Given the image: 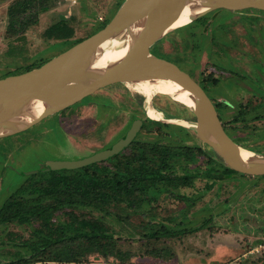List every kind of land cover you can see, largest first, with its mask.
<instances>
[{"label":"rangeland","instance_id":"rangeland-1","mask_svg":"<svg viewBox=\"0 0 264 264\" xmlns=\"http://www.w3.org/2000/svg\"><path fill=\"white\" fill-rule=\"evenodd\" d=\"M125 1L0 0V77L51 59L69 44L95 33ZM17 3L24 12L14 17L13 32H9L10 8ZM44 5L49 9L36 16V9ZM61 20L73 26L74 36L67 40L47 36L46 30ZM27 21L28 26L23 25ZM127 36L128 28L111 38L103 50L125 45ZM152 53L199 81L216 103L231 136L253 152V157L264 156L263 10L218 8L195 14L191 23L159 39ZM141 89L147 91L145 95L128 83L114 84L0 138L1 209L11 198H31L33 195L18 189L27 183H44L52 174L49 161L80 159L106 149L126 134L135 118L147 116L130 145L118 156L92 164L89 172L101 178H115L117 171L122 175L135 171L136 177L155 172L160 181L152 187L142 182L141 188L148 189L136 204L131 203L129 192H120L118 187L109 198L108 210L78 205L59 209L48 220L68 232L76 227L70 211L80 219L97 222L115 241L116 251L127 258L94 252L84 254L78 262L51 261L49 252L35 254L49 229L39 220H30L0 223V264H21V259L31 264H218L209 259L210 245H224L219 256L226 259L238 256L231 245L239 240L248 243V249L264 242L251 238L262 228L250 223L264 217V176L209 177L210 168L224 169L226 164L197 135L199 110L163 93L150 100L146 95L151 87L142 85ZM151 108L159 113L158 120L148 116ZM61 173L73 176L84 174V169ZM169 178L171 184L166 182ZM78 184L83 187L86 182ZM166 231L170 234H164ZM155 232L161 236L156 237ZM211 237L216 240H209ZM241 257L239 253L230 264H243ZM245 259L244 264H264V253Z\"/></svg>","mask_w":264,"mask_h":264},{"label":"water","instance_id":"water-1","mask_svg":"<svg viewBox=\"0 0 264 264\" xmlns=\"http://www.w3.org/2000/svg\"><path fill=\"white\" fill-rule=\"evenodd\" d=\"M187 2L188 0H126L112 19L95 33L38 67L0 77V101L20 102L33 97L44 102L45 109L41 115L23 129L25 130L114 84L153 77L170 79L201 102L196 107L199 110L196 114V133L215 150L226 166L239 174L264 176V162L250 163L244 158L243 147L224 127L218 107L207 89L177 64L152 53L154 44L178 20ZM206 4L208 8L203 14L218 8L264 11V0H207ZM145 18L150 19L149 24L124 59L109 66L94 79L82 81L84 66L91 56L120 31ZM145 118L136 119L128 132L110 147L80 159L49 161L48 168L76 169L117 155L133 141ZM205 131H209L213 139L206 136Z\"/></svg>","mask_w":264,"mask_h":264},{"label":"trees","instance_id":"trees-1","mask_svg":"<svg viewBox=\"0 0 264 264\" xmlns=\"http://www.w3.org/2000/svg\"><path fill=\"white\" fill-rule=\"evenodd\" d=\"M18 3L10 8L9 13L11 21L9 19V32H13L15 26L14 17L24 12L22 8L18 10V7H20ZM48 9L46 5L40 7V9H36V16ZM23 25L28 26V21L23 22ZM74 33L75 30L73 26L65 20L52 24L46 30L47 36L64 40L73 37ZM82 39L78 40V42ZM76 43L77 42L69 44L68 48ZM48 60L34 62L26 69L15 70L12 73L28 71L42 65ZM145 160V158L140 159L143 163ZM91 166L92 164L80 167L84 169V174L77 173L73 176H67L61 173V170L68 169L56 170L48 168L52 174L44 183H27L18 189L20 193H29L33 195L31 198H11L1 207L0 223L39 220L43 228L45 227L49 230L46 232V241L35 247V249H37L35 254L49 252L48 259L51 261L78 262L80 261V257L84 254L94 252L103 255H113L119 258V260L126 259L127 255H123L120 251H116L117 247L115 241L102 232L101 226L97 222L80 219L76 213L70 211L69 216L76 227L74 230L68 232L67 230L61 229L62 226H52V223L48 220L51 219L52 215L57 210L67 207H76L78 205H91L101 210H108L107 208L110 205L109 198L115 190H118V187L120 188V190H118L120 192L123 190L129 192L127 195L133 197L131 203L136 204L143 196L142 194L145 193L144 190L148 189L147 186L141 188L142 182H146L152 187V185L154 186L160 181V178L155 172H151L153 174L150 176L144 175L142 177H136L135 171H130L126 175H122L117 171L115 173V178H101L99 175L89 172ZM159 172L160 170L157 171V173ZM236 173V171L226 165L224 169L210 168L208 171L209 177L213 179L229 178L232 174ZM80 181L86 182V184H82L83 187L80 184L76 185V183ZM166 182L171 184L172 178L167 179ZM165 233L170 234L168 231L164 232V234ZM153 234L156 235V237L161 236V233L158 232ZM20 261L21 264H31L28 259H21Z\"/></svg>","mask_w":264,"mask_h":264},{"label":"bare ground","instance_id":"bare-ground-1","mask_svg":"<svg viewBox=\"0 0 264 264\" xmlns=\"http://www.w3.org/2000/svg\"><path fill=\"white\" fill-rule=\"evenodd\" d=\"M206 3L207 0H188L178 20L163 36L191 23L193 15L202 13L208 8ZM149 21V18H145L130 25L128 27V36L125 45L114 49L103 50L105 45L111 40L110 39L101 46L85 64L82 81L94 79L95 76L101 75L109 66L117 64L124 59L136 43L142 31L149 24ZM116 45H119V43L117 42ZM142 85L151 87L152 91L146 95L150 100H152L156 94L163 93L169 95L188 108H196L201 103L195 95L170 79L153 77L128 82V86L143 94L141 89ZM44 109V102L33 97L26 98L20 102L0 101V138L22 131L33 120L37 119ZM148 115L155 120L160 118L159 113L153 108L148 111ZM205 135L213 139L209 131H205ZM242 154L250 163L264 162V158L253 157V152L246 148H242Z\"/></svg>","mask_w":264,"mask_h":264},{"label":"crops","instance_id":"crops-1","mask_svg":"<svg viewBox=\"0 0 264 264\" xmlns=\"http://www.w3.org/2000/svg\"><path fill=\"white\" fill-rule=\"evenodd\" d=\"M264 213V212H263ZM264 215V214H263ZM253 218V220L255 221V219H257V217H252ZM260 219L259 220H257V221H255L254 222V224H253V222H252V220H251V224H252V226H259V227H261L262 229V231L261 232H259L260 230H257L256 232L257 233H259L258 235H256V236H251V238H262V240L264 239V217H262V216H260L259 217ZM242 225V224H241ZM243 226V225H242ZM243 237H245V235H243V233L241 232L240 233ZM225 236V235H224ZM247 236V235H246ZM219 238V237H218ZM246 238V237H245ZM209 240H211V241H215L216 240V237H211ZM248 243H241L240 242V240L239 241H237V243L235 244V245H231V247L232 248H235V249H237L238 251H237V254H238V256L236 257V254L233 256H230V257H228V258H226V259H223V257H222V259L220 258L221 256H219V255H221L224 251V249H223V246L224 245H220V247H218V248H213V246L212 245H210L209 246V248H210V250H212V251H210L211 252V255L209 256V259H211V260H213L214 262H216V263H218V264H230L231 262H232V260H234V259H237L238 257H239V253L242 255V257L241 258H239V259H242V263L244 264V261L245 260H247V259H245L247 256H249L250 255V253H249V251H250V249H248L249 248V246L247 245ZM261 244V243H260ZM260 253H264V252H260ZM212 254H215V255H212ZM244 257V258H243ZM219 258V259H218ZM220 259H221V261H220ZM237 261V260H236ZM239 262V261H238Z\"/></svg>","mask_w":264,"mask_h":264},{"label":"flooded vegetation","instance_id":"flooded-vegetation-1","mask_svg":"<svg viewBox=\"0 0 264 264\" xmlns=\"http://www.w3.org/2000/svg\"><path fill=\"white\" fill-rule=\"evenodd\" d=\"M142 92H143V94L145 95V92H147V91L142 90ZM253 105H254V104H253ZM148 116H149V115H148ZM144 117H147V116H144ZM149 117H150V116H149ZM142 118H143V117H142ZM136 119H140V118H135V119L133 120V122H134ZM145 119H146V118H145ZM145 119H144V121H143V123H142V126H141V129L138 131L137 135H138V134L140 133V131L143 129L144 124H145ZM222 121H223L224 127L226 128V126H225V122H224V119H223V118H222ZM133 122H132V124H133ZM132 124H131V126H132ZM129 129H130V128H129ZM129 129H128V130H129ZM226 130H227V128H226ZM227 131H228V130H227ZM127 132H128V131H127ZM127 132H126V133H127ZM228 132H229V131H228ZM229 134H230V133H229ZM137 135H136V137H137ZM230 135H231V134H230ZM122 137H123V136H122ZM122 137H121V138H122ZM136 137H135V138H136ZM121 138H120V139H121ZM135 138L133 139V141L135 140ZM133 141H132V142H133ZM132 142H131V143H132ZM131 143H130V144H131ZM113 144H114V143H113ZM113 144H112V145H113ZM130 144H129V145H130ZM124 149H125V148H124ZM99 151H100V150H99ZM118 154H119V153H118ZM118 154H117V155H118ZM115 156H116V155H115ZM115 156H113V157H115ZM108 159H109V158H108Z\"/></svg>","mask_w":264,"mask_h":264},{"label":"built area","instance_id":"built-area-1","mask_svg":"<svg viewBox=\"0 0 264 264\" xmlns=\"http://www.w3.org/2000/svg\"><path fill=\"white\" fill-rule=\"evenodd\" d=\"M260 252H264V242L259 245H256L255 247L251 248L249 251L250 254H257Z\"/></svg>","mask_w":264,"mask_h":264}]
</instances>
